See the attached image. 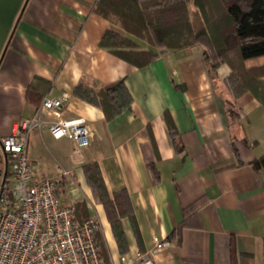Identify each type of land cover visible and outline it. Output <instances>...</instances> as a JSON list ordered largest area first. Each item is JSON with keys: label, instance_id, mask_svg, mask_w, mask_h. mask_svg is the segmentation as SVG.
Wrapping results in <instances>:
<instances>
[{"label": "crops", "instance_id": "0c3cea01", "mask_svg": "<svg viewBox=\"0 0 264 264\" xmlns=\"http://www.w3.org/2000/svg\"><path fill=\"white\" fill-rule=\"evenodd\" d=\"M96 1L0 0V137L44 95L64 97L63 117L87 120V146L42 127L30 133L27 153L36 178L58 180L61 202L74 205L77 221L98 218L107 262L150 248L157 235L165 246L154 252V264H229L231 239L236 264H263L264 169L250 161L264 152V105L250 91L233 96L226 63L211 76L198 44L166 48L140 67L115 55L99 41L106 29L120 31L93 10ZM260 64L264 55L245 60L248 67ZM119 78L131 102L111 118L74 92L79 84L97 90ZM89 163L113 202L120 240L89 182Z\"/></svg>", "mask_w": 264, "mask_h": 264}, {"label": "trees", "instance_id": "16d2710c", "mask_svg": "<svg viewBox=\"0 0 264 264\" xmlns=\"http://www.w3.org/2000/svg\"><path fill=\"white\" fill-rule=\"evenodd\" d=\"M93 10L112 23L120 24L126 33L148 42L149 47L143 49L135 39L114 29H106L102 34L99 44L134 66L150 63L165 53L166 48L172 50L198 44L211 76L215 67L226 63L230 73L224 82L233 96L236 98L250 91L264 105V64L245 65L246 59L264 55V0H97ZM32 89V86L28 87L27 98ZM74 92L101 107L106 118L128 108L131 102L123 78L104 84L97 90L79 84ZM40 99L38 94L37 101ZM164 116L173 146L180 152L183 145L177 137L173 120L166 111ZM232 148L238 156L234 143ZM250 165L257 171L264 169V152L253 158ZM149 166L156 180L157 170L152 164ZM85 169L120 240L121 233L116 229L119 218L112 214L110 207L113 202L108 198L98 167L89 163ZM74 222L81 223L76 220L75 210ZM98 243L104 255L99 239ZM262 249L264 264V238ZM236 256V247L231 239L229 264H236Z\"/></svg>", "mask_w": 264, "mask_h": 264}, {"label": "built area", "instance_id": "2783aa9c", "mask_svg": "<svg viewBox=\"0 0 264 264\" xmlns=\"http://www.w3.org/2000/svg\"><path fill=\"white\" fill-rule=\"evenodd\" d=\"M63 104V96L44 95L31 115L17 119L10 134L0 137V264H154V252L165 246L157 235L150 248L107 262L97 239L98 218L75 223L74 205L61 202L58 180L36 178V164L27 153L33 130L46 127L53 137H69L79 148L89 144L87 120L63 117Z\"/></svg>", "mask_w": 264, "mask_h": 264}, {"label": "rangeland", "instance_id": "374dc122", "mask_svg": "<svg viewBox=\"0 0 264 264\" xmlns=\"http://www.w3.org/2000/svg\"><path fill=\"white\" fill-rule=\"evenodd\" d=\"M113 24H115V23H113ZM115 26H118L117 28H118V30L121 32V34H123L122 32H124V30H123V28L121 27V25L120 24H115ZM124 35V34H123ZM136 39H140V38H137L136 37ZM142 40H144V39H142ZM144 41H146V40H144ZM147 42V41H146ZM148 43V42H147ZM4 166V159H3V157L1 156V153H0V169H2V167Z\"/></svg>", "mask_w": 264, "mask_h": 264}]
</instances>
